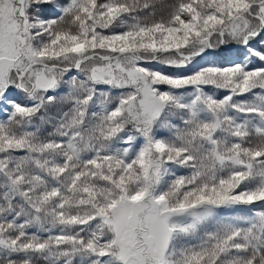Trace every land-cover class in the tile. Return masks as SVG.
<instances>
[{
  "label": "snow or ice",
  "instance_id": "snow-or-ice-1",
  "mask_svg": "<svg viewBox=\"0 0 264 264\" xmlns=\"http://www.w3.org/2000/svg\"><path fill=\"white\" fill-rule=\"evenodd\" d=\"M0 264H264V0H0Z\"/></svg>",
  "mask_w": 264,
  "mask_h": 264
}]
</instances>
